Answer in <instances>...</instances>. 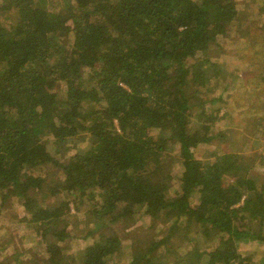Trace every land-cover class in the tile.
I'll return each mask as SVG.
<instances>
[{"label":"trees","instance_id":"obj_1","mask_svg":"<svg viewBox=\"0 0 264 264\" xmlns=\"http://www.w3.org/2000/svg\"><path fill=\"white\" fill-rule=\"evenodd\" d=\"M242 5L0 0V200L19 202L37 241L27 264H264L237 248L264 244L262 154L215 130L233 117L207 90L226 78L211 59L232 31L264 58V0ZM18 247L0 264H26Z\"/></svg>","mask_w":264,"mask_h":264},{"label":"rangeland","instance_id":"obj_2","mask_svg":"<svg viewBox=\"0 0 264 264\" xmlns=\"http://www.w3.org/2000/svg\"><path fill=\"white\" fill-rule=\"evenodd\" d=\"M244 1L245 0H236L239 6L238 8H242L241 6H243L242 3ZM262 22L264 24V21ZM260 27L264 28L261 23ZM252 37H254L255 41H258V47L261 48V43V46L264 49V40L261 41V38H259L256 31L252 33ZM219 43L221 45V49L215 52L217 56H213L211 60L212 62L221 65L222 70L226 73L223 74L226 76V78L225 80H223V78L221 77L223 85L218 86L217 83L214 84V79L212 78V84L207 88V90H209L210 96L218 97L224 94V100H227V105H222L223 109L220 116H222L224 113H230L233 118L229 120L224 119L223 122L225 125H216L215 130L219 131L229 124L228 128L232 129L233 136H235L234 139H236L237 142L233 145L241 147L243 146L244 142L248 141L250 145L249 153L260 152L262 155H258L257 162L258 164H262L264 163V161H262V159L264 158V139L263 137H261L262 133H257V131L258 126H260V128L262 129V132L264 131V118L259 120V124L257 123L256 119H259L261 111H264V83H262L260 80V77L262 75L264 76V58L261 57L257 59L253 55V52L250 51L251 48L249 49V47H247L246 39L238 37L233 31L229 38L222 37L219 40ZM254 59L256 60L252 61L253 63H250L251 60ZM227 68H229L230 70H228ZM210 70L211 68L207 69L206 71V75L208 78L210 77L212 72ZM227 79L229 83L227 82ZM227 86L229 88V91L225 92L224 88ZM254 137H256V139H258L259 141L260 138L263 139L261 141L263 142V144L261 146L255 145L258 142L254 141ZM50 140L51 141L48 142V150L50 152H54L52 145L53 139L50 138ZM254 146L256 147L254 148ZM216 147H219L223 150V148L226 147V143L220 140L217 143H214V145L211 146L209 150L213 151ZM204 150V147H202L200 149V152ZM75 153V150L72 148L67 151L68 156ZM202 158L205 160V162L214 161V158L209 157V155H204L202 156ZM50 168L51 166L46 167L47 170H50ZM251 176L256 178L259 183H264V164L257 166V163H255V169L252 171ZM172 191H174V189H172ZM71 206L73 210H75L74 206ZM0 209H2L3 211L0 213V239L2 242L7 244L6 249L0 254V256H4V259H6V261L13 263L11 255L15 253L14 248L19 246L17 250L21 251H18V253L24 254L22 255V259L26 264L32 257L33 259L35 258L37 259L36 261H38V259H40V254H37V251L33 249L34 246H37L36 239L33 236L29 235L28 225L21 224L20 226H18L20 224V221L22 220L21 218L24 217V211L23 208L19 205V202L14 199H9L6 201L4 206L0 200ZM82 219L85 221H91L90 217L83 212L80 214V220ZM141 224L146 225L147 221L143 219ZM89 225L90 227H88ZM16 226H18V232L14 231V228H16ZM88 226V228H94V223L89 222ZM114 226L117 228L118 223H115ZM197 228L198 227L196 226V229ZM84 229L85 228H82L83 234L86 232V230ZM97 234H99V231L97 232ZM22 237H24V239ZM79 243L80 242H74L73 245L72 243H68V247L70 248L71 246H75V249L77 251L80 246ZM125 246H127V248L125 249V251H123V256L121 258L124 259V261L128 262L129 255L125 257L124 254L126 252L127 254L130 252L137 253L139 251V248L142 249L141 246H143V244L141 243L140 238L137 241H130L125 243ZM237 248L245 256H254L255 263H259L264 259V244L262 243L240 242L237 244ZM39 261H42V259Z\"/></svg>","mask_w":264,"mask_h":264},{"label":"crops","instance_id":"obj_3","mask_svg":"<svg viewBox=\"0 0 264 264\" xmlns=\"http://www.w3.org/2000/svg\"><path fill=\"white\" fill-rule=\"evenodd\" d=\"M259 117H261V115H259ZM259 128V127H258ZM261 137H263V139H264V136H263V134H262V136ZM263 139H261L260 138V142L263 140ZM259 141V140H258ZM252 143V142H251ZM249 150H250V148H249ZM249 150L247 151L248 153H249ZM247 152H246V150L244 151V153H246L247 154Z\"/></svg>","mask_w":264,"mask_h":264}]
</instances>
